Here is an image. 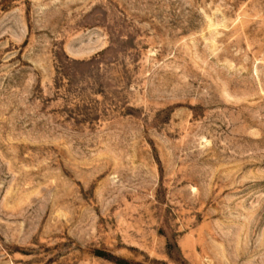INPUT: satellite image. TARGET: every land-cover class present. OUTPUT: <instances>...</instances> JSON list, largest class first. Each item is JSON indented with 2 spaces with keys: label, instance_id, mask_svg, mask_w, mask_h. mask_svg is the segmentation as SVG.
Listing matches in <instances>:
<instances>
[{
  "label": "rangeland",
  "instance_id": "1",
  "mask_svg": "<svg viewBox=\"0 0 264 264\" xmlns=\"http://www.w3.org/2000/svg\"><path fill=\"white\" fill-rule=\"evenodd\" d=\"M0 264H264V0H0Z\"/></svg>",
  "mask_w": 264,
  "mask_h": 264
}]
</instances>
